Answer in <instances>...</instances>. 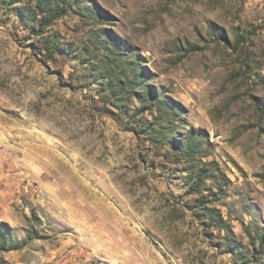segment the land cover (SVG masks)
<instances>
[{
    "label": "rangeland",
    "instance_id": "1",
    "mask_svg": "<svg viewBox=\"0 0 264 264\" xmlns=\"http://www.w3.org/2000/svg\"><path fill=\"white\" fill-rule=\"evenodd\" d=\"M0 264H264V0H0Z\"/></svg>",
    "mask_w": 264,
    "mask_h": 264
}]
</instances>
